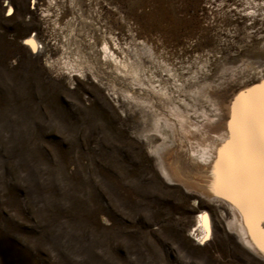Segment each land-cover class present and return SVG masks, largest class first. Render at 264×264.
Masks as SVG:
<instances>
[{
    "label": "rangeland",
    "instance_id": "obj_1",
    "mask_svg": "<svg viewBox=\"0 0 264 264\" xmlns=\"http://www.w3.org/2000/svg\"><path fill=\"white\" fill-rule=\"evenodd\" d=\"M104 43L141 81L113 70ZM252 85L264 0H0V264H264L229 199L166 178L153 150L172 139L157 115L181 135L171 107L226 139L207 123Z\"/></svg>",
    "mask_w": 264,
    "mask_h": 264
},
{
    "label": "bare ground",
    "instance_id": "obj_2",
    "mask_svg": "<svg viewBox=\"0 0 264 264\" xmlns=\"http://www.w3.org/2000/svg\"><path fill=\"white\" fill-rule=\"evenodd\" d=\"M26 39L28 41L34 42V46L33 43H30L33 51H40L41 47L37 45V42L33 37L28 36ZM103 54L105 59L107 58L111 61V65H113L112 68L114 71H116V73H121L123 76H130L138 81H141L140 71L142 69L140 64H129L126 60L117 58L116 56H114L113 52L109 50L106 43H104L103 45ZM69 63L70 65H75V67L77 66V72L79 71L82 73L79 59H76L73 64H71V62ZM149 77L148 78L150 80H153L152 78L154 76ZM262 86L264 85H252L250 87L244 86L243 89L237 90L236 93H232L231 98L228 101L226 100L224 102L225 104L222 103L224 104V109H218V112H220L217 116V120L214 119V121H209V123H207L209 125H213L214 123H216V121H220L222 122L223 126L227 128L228 133L226 135V139L218 142H213L211 139L210 141L208 139L209 137H207L206 140L205 138L203 139V137H206L207 135V130L205 127L206 124L192 123L193 121L190 120V117L183 114V110L178 107H171V109H169V112L175 114L179 118V130L181 132V135L179 134V137L174 135V124L169 123V121L166 119H164V124H162L161 119L157 115L152 120L154 129L158 130L160 133L162 132L164 134V138L170 136L172 137L170 143H166L167 141L165 140V142L163 140L161 145H157L153 149L156 157L158 158L160 169L166 176V178L172 181H179L188 187H198L206 195L212 197L221 195L217 194L216 188L218 186L219 174L221 172V169L227 166L230 159L231 149L227 148L226 145L228 144V141L232 139L230 125L233 121V105L237 102V98L240 97L241 93H248L250 89H255L257 91L256 93H253V95H258ZM128 95L129 94L126 92L125 96L127 97ZM213 95L216 96V94ZM216 97L213 98L216 99ZM219 99L221 100L223 98ZM244 99L246 100L247 97H245ZM217 101L219 100H216V102ZM215 106H217L218 108V105ZM162 127H166V129L168 128L167 130L170 133V136L169 133H165V131L162 130ZM199 137L204 140L203 143H200ZM222 149L224 150L223 156L221 154ZM218 159H221V167L217 166ZM222 194L225 196L228 195V193ZM229 205L232 207V209H234L233 212L231 211L234 216V220L232 223L234 225V230L236 231L237 238L253 253L264 258V252L260 251L259 247L257 246V241L254 240L252 235L250 234L249 224L246 223L244 213L241 212L237 204L233 203L231 199H229ZM198 213L199 214L197 215L195 221L196 228L193 229L192 234L194 235V240L196 242H204L207 236L210 234L211 221L209 219L208 213L205 210L200 209ZM258 227L264 228V225L261 223V221L259 222ZM252 231L256 232V226L253 227Z\"/></svg>",
    "mask_w": 264,
    "mask_h": 264
},
{
    "label": "snow or ice",
    "instance_id": "obj_3",
    "mask_svg": "<svg viewBox=\"0 0 264 264\" xmlns=\"http://www.w3.org/2000/svg\"><path fill=\"white\" fill-rule=\"evenodd\" d=\"M25 43L34 46L32 41ZM256 91L241 93L233 105L232 139L226 145L231 154L227 166L221 169L216 191L228 193L226 198L237 204L249 224L250 234L264 252V228L258 227L264 221V86L258 95H253ZM223 152L222 149V156ZM217 166L221 167V159ZM254 226L256 232L252 231Z\"/></svg>",
    "mask_w": 264,
    "mask_h": 264
}]
</instances>
